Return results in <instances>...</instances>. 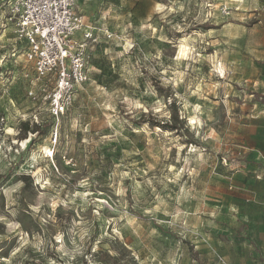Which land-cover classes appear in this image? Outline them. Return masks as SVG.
I'll list each match as a JSON object with an SVG mask.
<instances>
[{
  "label": "rangeland",
  "instance_id": "1",
  "mask_svg": "<svg viewBox=\"0 0 264 264\" xmlns=\"http://www.w3.org/2000/svg\"><path fill=\"white\" fill-rule=\"evenodd\" d=\"M76 11L91 80L55 143L53 85L0 2V264H264L262 18L243 0ZM170 105L179 130L152 127Z\"/></svg>",
  "mask_w": 264,
  "mask_h": 264
},
{
  "label": "built area",
  "instance_id": "2",
  "mask_svg": "<svg viewBox=\"0 0 264 264\" xmlns=\"http://www.w3.org/2000/svg\"><path fill=\"white\" fill-rule=\"evenodd\" d=\"M6 6V22L34 66L37 81L53 85L47 96L53 120L51 138L59 137L58 121L73 107L76 96L91 80L90 27L77 14L78 0H0ZM30 96L36 97L31 91ZM53 156V154H52Z\"/></svg>",
  "mask_w": 264,
  "mask_h": 264
},
{
  "label": "crops",
  "instance_id": "3",
  "mask_svg": "<svg viewBox=\"0 0 264 264\" xmlns=\"http://www.w3.org/2000/svg\"><path fill=\"white\" fill-rule=\"evenodd\" d=\"M243 5L247 7L251 16H257L256 20L262 18L264 21V0H243ZM255 25H262V22Z\"/></svg>",
  "mask_w": 264,
  "mask_h": 264
},
{
  "label": "trees",
  "instance_id": "4",
  "mask_svg": "<svg viewBox=\"0 0 264 264\" xmlns=\"http://www.w3.org/2000/svg\"><path fill=\"white\" fill-rule=\"evenodd\" d=\"M170 110H171V114L173 118L170 120L169 123H166V124L155 123V125H152V127H159L167 131H178L179 130L178 126L181 124V121H180L181 117L179 115L178 110L177 109L174 110L172 105H170Z\"/></svg>",
  "mask_w": 264,
  "mask_h": 264
}]
</instances>
